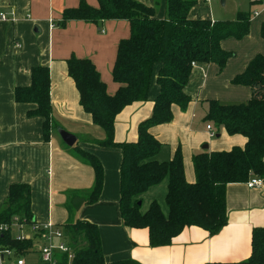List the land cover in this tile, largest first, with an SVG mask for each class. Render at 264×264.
<instances>
[{
    "label": "crops",
    "instance_id": "0c3cea01",
    "mask_svg": "<svg viewBox=\"0 0 264 264\" xmlns=\"http://www.w3.org/2000/svg\"><path fill=\"white\" fill-rule=\"evenodd\" d=\"M83 1L92 8L99 7L98 0H0V14L11 19H0V212L12 185L31 187V211L36 224L41 226L53 224L63 229L70 219L69 210L74 199L85 201V193L94 186L95 173L74 157L60 137L59 132L63 130L76 137V145L95 155L104 168V187L99 201L92 205L85 201L79 211L73 210L77 219L98 227L106 264L130 260L137 264L247 261L252 251V232L264 227V187L228 186L229 222L216 236L192 227L178 236L171 246L152 248L148 230L123 226L120 213L122 152L94 144V141L104 140L105 134L80 106L79 93L68 74L67 61L71 57L92 61L109 95H115L119 88L113 80L117 51L121 41L131 36V28L124 20L98 24L71 21L60 26L63 13L78 8ZM136 1L155 8L154 0ZM166 11L167 1L163 0L160 12L156 11L157 18L165 19ZM209 12V17L203 16L194 7L190 18L218 21L210 8ZM263 22L264 10L255 11L246 38L241 41L230 38L222 42L223 50L235 55L222 71L215 64H195L185 88V94L191 99L187 111L174 106V120L170 124L150 129L163 145L157 156L159 162L172 160L176 151L182 149L188 183L196 181L193 165L196 154L228 152L246 145L244 137L229 136L225 130L219 132L205 119L209 101L235 105L252 98L250 88L234 85L233 80L246 71L255 57L264 54ZM39 66L50 69L52 119L58 126L50 142L43 137V119L27 116L33 106L18 104L14 98L16 88L31 84V71ZM160 69V64L154 68L148 102L129 106L117 117L116 142L137 141L139 125L151 117L154 101L160 92L157 82ZM209 125L216 132L215 138L210 136ZM215 139L219 141H213ZM205 146H208L207 150H204ZM167 190L168 180L146 192L141 197L142 213L157 201L167 214L164 209ZM22 232H27L28 238L34 242L33 249L35 243H40L38 235L29 229ZM37 252L41 256L40 249Z\"/></svg>",
    "mask_w": 264,
    "mask_h": 264
},
{
    "label": "trees",
    "instance_id": "16d2710c",
    "mask_svg": "<svg viewBox=\"0 0 264 264\" xmlns=\"http://www.w3.org/2000/svg\"><path fill=\"white\" fill-rule=\"evenodd\" d=\"M165 19H158L156 10L136 0H98L92 8L85 1L76 9H67L59 23L71 21L98 24L105 21H128L131 36L121 41L113 68V80L119 86L109 95L95 65L87 59L71 57L67 61L68 74L80 97V106L91 116L93 124L103 130L105 139L94 141L102 148H116L122 152L120 170V213L122 224L130 229L149 231L150 247H169L188 228H200L211 236L218 235L229 222L226 191L231 184H246L251 175L264 178V54L258 55L246 71L233 80L237 86L252 90V98L243 104L225 105L209 101L206 122L219 132L246 139L244 148L228 152L203 151L193 158L196 181L188 183L184 158L179 148L173 159L159 162L162 144L150 133L156 126L174 120L173 107L187 111L191 99L185 94L195 64H215L222 71L233 53L223 50L222 42L233 38L243 40L250 34L253 15L239 12L232 21L193 20L190 12L198 4L195 0H166ZM263 4V3H262ZM264 41V22L261 26ZM160 64L157 82L160 89L154 101L151 117L138 128L135 142L115 140L117 117L129 106L146 103L154 68ZM16 103L33 106L29 118L43 119L42 131L50 142L58 126L53 122L50 69L34 67L31 84L16 88ZM74 157L90 166L95 173L93 188L85 193L86 204L99 201L104 187V168L93 154L78 145L69 148ZM168 180L165 214L154 201L142 213L141 197L151 188ZM70 219L63 228L75 253L72 264H106L99 229L95 224L76 218L73 207ZM36 225L31 211V187L12 185L0 212V249L10 250L21 257L31 252L32 240L19 241L16 229ZM251 255L237 263L207 264H264V227L252 232ZM59 264H68L66 255L58 257ZM4 264V263H3ZM115 264H137L121 261Z\"/></svg>",
    "mask_w": 264,
    "mask_h": 264
},
{
    "label": "built area",
    "instance_id": "2783aa9c",
    "mask_svg": "<svg viewBox=\"0 0 264 264\" xmlns=\"http://www.w3.org/2000/svg\"><path fill=\"white\" fill-rule=\"evenodd\" d=\"M0 19L4 21L11 20L7 17L6 14H0ZM207 129L210 132L211 138H215L216 132L213 130L212 126L209 125ZM246 185L250 189H254V188L261 189L262 187H264V178L251 175ZM13 226L16 230L19 231L18 232L19 234L17 236L19 241L30 240L28 236L23 235L22 231L26 228L29 229L33 234L38 235L39 242L43 243V245H41L40 247V254L44 264H59L58 263L59 255H66L68 258V264L73 263L75 259V253L71 248V246L69 245L68 238L66 237V234L64 233L63 229H60L53 224H48L43 226L36 224L31 227H19L17 224ZM5 256L8 258L13 257L14 253L10 250L3 251L0 249L1 264L4 263ZM17 264H24V261L19 260Z\"/></svg>",
    "mask_w": 264,
    "mask_h": 264
},
{
    "label": "rangeland",
    "instance_id": "374dc122",
    "mask_svg": "<svg viewBox=\"0 0 264 264\" xmlns=\"http://www.w3.org/2000/svg\"><path fill=\"white\" fill-rule=\"evenodd\" d=\"M195 1L198 2V4L195 6V9H197L198 14L209 17V13H210L209 8H210L211 14H213V16H215V18L218 21L235 20L239 12H247L253 15L255 11L264 10V6L262 5V3H264V0H226L225 5H222L221 0H209L207 1L209 3H206L205 0H195ZM153 7H155L154 9L157 11V13H159L161 8L163 7V0H154ZM203 20H208V19H203ZM200 124L202 125L203 128H205L203 121H201ZM213 141H219V139H215ZM164 209L168 212L167 206L164 205ZM15 234L16 235L19 234L17 230L15 231ZM23 235L27 236L28 234L26 232ZM39 249H40V243H35V247L31 253H28L19 258L14 256L9 259L8 257L5 256L4 264H17V261L20 258L25 262V264H43L41 256L37 252Z\"/></svg>",
    "mask_w": 264,
    "mask_h": 264
},
{
    "label": "water",
    "instance_id": "95a60500",
    "mask_svg": "<svg viewBox=\"0 0 264 264\" xmlns=\"http://www.w3.org/2000/svg\"><path fill=\"white\" fill-rule=\"evenodd\" d=\"M222 1V5H225L226 0H221ZM61 139L63 140V142L70 148L74 147L77 144V138L74 137L73 135L61 130L59 132ZM208 146L204 147V150H207ZM85 201L81 198H76L73 201V208L76 211H79L82 206L84 205ZM139 206H142V203H139Z\"/></svg>",
    "mask_w": 264,
    "mask_h": 264
}]
</instances>
